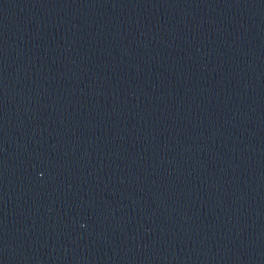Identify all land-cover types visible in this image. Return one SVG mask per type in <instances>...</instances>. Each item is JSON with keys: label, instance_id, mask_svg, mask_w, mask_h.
Here are the masks:
<instances>
[{"label": "water", "instance_id": "95a60500", "mask_svg": "<svg viewBox=\"0 0 264 264\" xmlns=\"http://www.w3.org/2000/svg\"><path fill=\"white\" fill-rule=\"evenodd\" d=\"M0 264H264V0H0Z\"/></svg>", "mask_w": 264, "mask_h": 264}]
</instances>
